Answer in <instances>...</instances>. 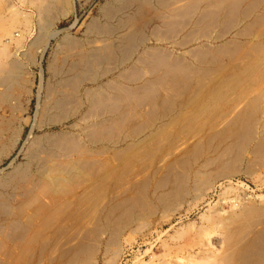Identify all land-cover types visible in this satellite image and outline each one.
I'll list each match as a JSON object with an SVG mask.
<instances>
[{
    "label": "bare ground",
    "instance_id": "1",
    "mask_svg": "<svg viewBox=\"0 0 264 264\" xmlns=\"http://www.w3.org/2000/svg\"><path fill=\"white\" fill-rule=\"evenodd\" d=\"M116 2L104 10L103 22L92 25L96 33L89 54L68 44V50L79 51L81 59L87 54L89 61H83L90 73L102 67V62L108 66L120 57L115 68H106L90 80L106 79L96 84L97 90L104 87L115 94L90 95L92 87L85 92L91 97L87 105L91 112L87 108L82 117H109L93 122L91 128L84 126V143L78 134L77 139L69 137L70 132L33 138L25 164L13 168L0 183V264H97L102 247L111 256L104 264H111L119 253L122 234L134 226L137 229L141 219L145 222L153 212L149 189L157 205L167 211L185 196L202 199L217 179L236 174L246 150L253 159H264V0ZM32 3L44 14L50 7L44 0ZM123 8L128 12L123 13ZM257 10L261 13L254 15ZM14 15L7 18L9 22L4 19L8 26L17 23ZM190 25L199 31L190 29L179 41L185 43L191 37L186 43H199L197 49L182 50L184 54L176 57L171 56L172 50L169 54L168 48H159L183 35ZM118 27L123 28L121 35ZM216 27L222 34L215 35V42L216 36L220 40L230 30L236 28V32L226 43L206 49L200 43L209 40L208 29ZM13 38L9 35L8 40ZM175 42L182 48L188 46ZM9 43L0 45V83L6 87L0 93V105L7 103L9 92L22 90L18 66L8 60ZM134 56L136 61H130ZM139 67L146 69L149 79H144ZM120 81L128 86L119 85ZM68 90L64 101L61 98L53 104L64 114L72 103L68 106L67 99H73L67 98L72 96ZM12 125L13 118L0 117V157L21 139L22 126L14 130ZM40 139L43 146L38 145ZM246 170L250 174L251 165ZM245 196L228 210L212 209L204 215L211 226L221 229L224 247L219 253L203 251L197 262L187 255L192 264H264V203ZM209 241L201 242L202 246L207 248Z\"/></svg>",
    "mask_w": 264,
    "mask_h": 264
},
{
    "label": "rangeland",
    "instance_id": "2",
    "mask_svg": "<svg viewBox=\"0 0 264 264\" xmlns=\"http://www.w3.org/2000/svg\"><path fill=\"white\" fill-rule=\"evenodd\" d=\"M32 1L34 0H0V45L5 44V42L7 41H10V43L6 46V50L8 53V60L14 61L15 64L18 66L17 79H19V82L17 79L16 81L18 82V85H21L19 87L22 89L20 94L14 91H13L14 93L9 92V95H11V97L9 96L7 103L0 105V117L5 118V119L13 118L12 129L14 130H19L20 126H22L23 128L19 143L15 145V147L11 146V149H9L2 157H0V183L3 182L2 180H5L6 176L8 177V175L12 173V171L17 166L25 164L27 160V156H26L27 148L31 146L30 143H32V141L34 140L33 139L34 137L38 138L37 136H39V138H41L42 136H45L48 134L52 135L54 133L55 135L58 136V133H60L63 136L65 135L68 136L70 134L71 136L69 135V137H72V135H75L73 137L77 139L78 138L77 136L80 135L79 140L81 141V143H84L86 141L83 136V134H85L86 132V128L84 126H87V128L88 127L91 128V125H94L93 122L95 123L100 122L101 120H103V118L104 120H106L109 117L108 114H105L103 117L102 116L95 117V116H92L91 114L90 115L86 114L85 118L88 116L89 119L88 118L84 119L82 117V114L84 116L85 113L86 112L88 113L89 110L91 112V109L89 108V106H87L88 104H91L90 103L91 97L89 96L96 95L95 93H100V92L102 95L104 94V96L115 94V91L112 92L113 90L111 89L109 90L108 88L104 89V87L97 90L98 85L106 82V79H103L102 82L100 81L101 83L100 82L94 83V82H91L90 80H93L92 78H95L96 76L101 74L102 73L101 71H105L106 68H109V69L115 68L118 64V60L120 57L117 56L113 58V59H116V61L114 60L115 64L110 63L108 66H106L107 65L106 62H102L103 64L102 67L98 69L99 72L97 68L96 69L94 68L95 70L92 69L91 71L92 74L88 72L89 69H87L85 62L83 60L86 59L87 57L86 55L89 54L88 52L89 51L91 52V50L93 49V45H92L93 42L90 43V41L94 40L92 38H94L93 34H95L96 32L92 31V28H91L92 25L95 23V21L98 23L103 22V16L105 15L104 12H106L104 10L107 9V6L109 5H112V4L115 5L117 3L116 0H66V2L62 1V3L64 2L63 4L59 3L58 1L55 2L52 0H44V2L47 5L50 3L49 5L50 7H47L49 9L45 14L42 13L41 10L38 11L39 7L35 6V4L32 3ZM151 1L154 2L156 0H151ZM124 9L125 8L122 9L123 13H126L129 10V9L124 10ZM122 11H121V14H122ZM258 13H261V11L260 10L255 11L254 15H257ZM13 14H15L14 16H16L17 18V23L12 26H8L9 23H5L6 20L4 21V19L8 18L10 20L11 18L10 15L13 16ZM16 14L17 15L20 14V15L17 16ZM46 15L47 16L49 15V16L47 17ZM8 19H7V22H9ZM24 20H27V22L25 23ZM4 24H6V26L8 27L9 33L8 32L4 33L5 31L3 30V27L5 26ZM190 27L191 25L188 26L187 30L183 31V35H178L176 38L173 39V41L166 42L163 45H159V48L160 49L162 48V50L163 48L164 49L168 48L169 54H170V51L172 50L171 56L176 55V57L178 56L181 57V55H183L185 52H190L189 49L191 48L192 49L194 48V50L197 49V46L199 43H196L193 41L191 43L189 42L186 43L187 41H190L191 37L189 38V40L187 38V41L185 43L182 41H179L181 40V37L183 40L184 33L185 34L186 32L189 33L191 31L190 29H192V31H199L198 28L194 30L192 27L191 28ZM122 29L123 28H120L119 30V27L117 29V31L120 32L119 33L120 35L122 34ZM219 29L218 27L214 29L209 28L208 30L210 32L208 34L210 33L212 34V31H213V34L208 35L210 36L209 40H205V41L202 40L200 45H204L206 49L210 47L212 48L216 45L217 46L222 45L223 43H226L230 39H233L234 37L233 33L235 34L236 32V28L233 30H230L229 33L225 37H223V39L220 38V40H218V36L220 37V35L222 34V33L220 34V32L219 33L217 32L219 31ZM115 31H116V28H115ZM54 33L55 35L56 34L57 35L56 36L54 35V37L53 36L50 37V35ZM9 35H14V38L12 40H8ZM215 35H218L216 36V39H217L216 42L214 38ZM192 36H197V34L195 35L193 33ZM211 39L213 40L212 42H211ZM70 42L76 47H78L79 49H81L83 55L87 53L84 59H81V57L79 56L80 55L78 54L79 51L77 50L75 51L74 49L68 50L69 48L68 44ZM173 42L175 43L180 42L179 44H181L182 42L181 45H183L184 43V44H188V46L184 45V47L182 48L181 46L175 45ZM205 44H208V46L207 45L205 46ZM87 45H89L90 47ZM209 45H212V46H209ZM192 49L191 51H194ZM182 50L183 52L185 50V52L182 53ZM180 51L181 53H179ZM187 55L188 54H186L184 58L188 59ZM136 56H134L133 59L130 61H133V60L136 61L137 59ZM86 60L89 61V57ZM131 64L132 62L129 63V65ZM114 65L116 66L114 67ZM145 70H146L145 68L139 67L140 73L143 75V77L145 76L144 79H146L147 77H148L147 79H149V76H146V74H144ZM76 72L77 73L80 72L82 73V75L79 73L77 74L78 76H76ZM116 73L117 71H115L114 75H116ZM83 74L86 77L88 76L87 79L83 77L84 76ZM108 78L111 79L112 76ZM68 83H69V86H68ZM71 83L73 84L75 83L77 87L75 85H71ZM120 83L119 85L124 84L128 86L123 81H120ZM96 84H98L97 87H96ZM72 88H74L75 95H73L74 91ZM90 88H91V91H93V94L91 92L89 95V93H85V92L87 91L86 89H89L88 91H90ZM4 89L6 90V87L0 83V93L5 91ZM68 89L71 90L69 93H72V96L70 94V96L67 98H71V99L73 98V99L72 101L67 99L66 102L68 106L70 102L72 103L70 104V108H67V113L64 114L63 110L57 111L54 108L53 104L55 103V101L57 102L61 98H62L61 100L64 101L66 99V97L64 98V94H66L64 92L68 93L69 91ZM61 94L63 97L61 96ZM84 95H86V97ZM58 97L59 99H57ZM87 97L88 99L84 100ZM48 101H49V104H47ZM73 104L75 106H73ZM78 104L79 106H77ZM71 105L74 107L73 113L75 112L76 114L72 113L73 107L71 108ZM84 106H86L85 109H84ZM87 108L89 109L88 111H87ZM76 109H79V110H76ZM54 116H57V117H54ZM91 116L94 119H92ZM61 117L64 118L65 120H62ZM79 118L81 119L82 122L79 121L80 120ZM58 120L61 122H58ZM39 122H40V125H37L39 124ZM75 124H78V127ZM81 126L82 128L84 127L85 130L82 129ZM27 140H29L28 143H27ZM41 140L42 139H40V142H38L39 146L44 145V142H42L43 140L42 141ZM25 147H26V150H25ZM34 147H38V146L34 145ZM241 155L240 156L242 157V159L240 160L241 162L239 161L240 163L238 164L239 165L238 166L239 170H237L238 172L228 178L217 179L211 185V187H209L210 190L205 191V194L201 195L204 197V198L202 197V199H200L199 197L194 201V196L193 197L185 196L181 201H179L180 203L178 202L177 205H175L172 208H169L166 211V209L164 210L163 207H161L160 205H157V203L154 200V194L152 195V192H151L153 190L149 189L151 202H152V205H154L153 209L155 211L153 210V212L150 214L149 217H145V222H143L144 219H141L142 220L141 223L143 222L145 224L142 225L143 223L142 224L139 223V227H138L139 229L134 228L135 227L134 226L131 229L126 230L122 234V236L119 239L120 240L119 241L120 243L119 253L117 254V256H115V258L113 257L114 259L111 260V264H165V263L166 264H192L189 258L191 256L194 257L195 260L194 259L193 260L196 261L198 258L203 257L202 255L204 252L205 253L207 252V254H210V252L211 253L221 252L222 251L221 247H224L221 243V237H220L222 233L221 229L211 226L210 219H209L210 221H208L207 218L204 219L205 218L204 215L209 214V211L212 209L219 210L221 208V210L223 209L224 211L228 210L227 208H222L220 203L218 204L219 206L216 205L215 204L216 200L212 201V203H207V202H210V199H211L210 191L213 189V187L222 181H227V180L230 181L232 179L234 180H238V179L244 180L245 179L250 183V186L252 187V189L256 190L254 186L257 188V190L255 191V194L257 196L247 195V194H244L243 196L246 195L247 196V197L245 196L246 198H249L250 196V198H255L257 203H262V204L264 203V159L263 160L253 159V155L250 153V151H247V150L243 152V154ZM107 156L110 157L109 154ZM202 161L203 159H201L199 162H202ZM249 161L250 162L253 161V162L249 164L248 163ZM247 163L249 164V166L251 165V168H252V170H250L251 173L249 172L250 174L245 173L247 172L246 169L249 168V166H247ZM207 170H210V169H207ZM256 177L258 179H256ZM195 202H197L196 205H195ZM138 222H140V220ZM207 227L210 228L209 232H207L208 231V229H206ZM204 230L207 232L206 235H205ZM199 231L201 234L198 233ZM219 232L221 233L219 234ZM207 239L211 240V242L209 241L211 245L209 244L208 246L209 248L208 247L204 248L202 246L203 243L201 242L204 241L207 243L208 242ZM196 242L198 243V245ZM208 249L211 251H209ZM103 252H105L104 247L99 249V252L96 258L97 264H104L108 259L110 260L111 258L110 254L106 252L103 253ZM187 255H190V256L188 257Z\"/></svg>",
    "mask_w": 264,
    "mask_h": 264
},
{
    "label": "built area",
    "instance_id": "3",
    "mask_svg": "<svg viewBox=\"0 0 264 264\" xmlns=\"http://www.w3.org/2000/svg\"><path fill=\"white\" fill-rule=\"evenodd\" d=\"M253 185V184H252ZM257 190V188L254 186ZM254 189L250 186V183L247 180H230V181H222L216 184L213 189L210 191V202L215 201V204H221L222 208H227L231 206V204H237L240 199L244 198V194L247 195H256ZM257 196V195H256ZM219 206V205H218Z\"/></svg>",
    "mask_w": 264,
    "mask_h": 264
}]
</instances>
